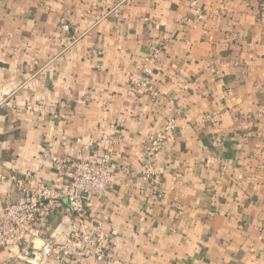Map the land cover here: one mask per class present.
<instances>
[{
	"label": "crops",
	"instance_id": "crops-1",
	"mask_svg": "<svg viewBox=\"0 0 264 264\" xmlns=\"http://www.w3.org/2000/svg\"><path fill=\"white\" fill-rule=\"evenodd\" d=\"M106 150L117 171L85 224L111 250L62 264H264V0H4L0 211L10 178L64 189L65 162ZM78 227L62 201L34 246ZM0 264L60 263L0 245Z\"/></svg>",
	"mask_w": 264,
	"mask_h": 264
},
{
	"label": "built area",
	"instance_id": "built-area-1",
	"mask_svg": "<svg viewBox=\"0 0 264 264\" xmlns=\"http://www.w3.org/2000/svg\"><path fill=\"white\" fill-rule=\"evenodd\" d=\"M4 0H0V5ZM160 47H156L147 58L140 82L148 86L151 76L150 64L156 62ZM155 96H157L155 94ZM177 126L173 121L166 124L150 139L145 150V158L152 159L163 149L166 143L173 140ZM117 135L109 138L108 144L114 143ZM68 171V183L64 189L46 185L37 178L28 175L12 177L8 181L19 193V199L9 201L0 211V245L3 247H18L30 251L35 260L53 259L57 263H65L77 253H84L98 261H104L111 250L113 237L102 227L90 229L85 221L90 200H102L112 185L117 171L112 162L109 150L99 157L88 160H72L64 163ZM146 172V178L150 176ZM66 201L70 215L79 225L68 239L61 244L51 239H44L40 249H36L34 242L40 238L39 225L49 220L54 205Z\"/></svg>",
	"mask_w": 264,
	"mask_h": 264
}]
</instances>
